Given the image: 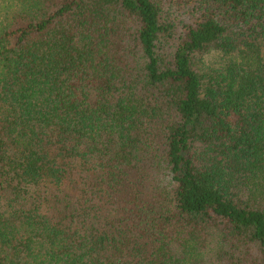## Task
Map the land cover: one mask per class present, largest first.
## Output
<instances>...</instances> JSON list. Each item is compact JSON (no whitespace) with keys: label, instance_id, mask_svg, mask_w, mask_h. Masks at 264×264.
Here are the masks:
<instances>
[{"label":"trees","instance_id":"trees-1","mask_svg":"<svg viewBox=\"0 0 264 264\" xmlns=\"http://www.w3.org/2000/svg\"><path fill=\"white\" fill-rule=\"evenodd\" d=\"M0 264H264V0H0Z\"/></svg>","mask_w":264,"mask_h":264}]
</instances>
